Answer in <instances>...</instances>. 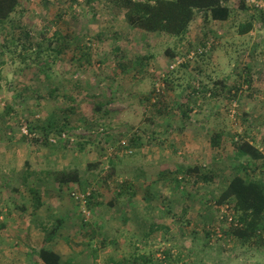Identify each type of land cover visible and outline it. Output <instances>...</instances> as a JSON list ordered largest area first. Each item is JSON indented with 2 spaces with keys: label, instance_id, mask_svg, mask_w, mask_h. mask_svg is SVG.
<instances>
[{
  "label": "rangeland",
  "instance_id": "rangeland-1",
  "mask_svg": "<svg viewBox=\"0 0 264 264\" xmlns=\"http://www.w3.org/2000/svg\"><path fill=\"white\" fill-rule=\"evenodd\" d=\"M228 4L235 9L232 17L204 21L198 13L184 38L177 39L160 32L142 36L107 0H21L0 28V199L7 201L0 207V264H41L33 252L44 233L39 221L18 222L13 212L20 203L14 199L20 184L16 171L27 170L25 160L35 173L29 182L39 195L46 192L42 196L48 203L51 198L64 207L76 204L68 188L59 187L55 194L51 180L42 188L35 178L38 171L77 166L82 181L71 189L101 192L86 220L78 204L69 207L74 218L60 230L71 240L76 258L64 264H112L121 257L124 264H137L129 258L133 254L155 264L154 257H161L166 246L182 251L177 264H264V237L254 244L230 241L231 224L224 220L229 212L213 201L230 174L246 175L232 156L229 137L244 135L264 154V11L247 4L241 9L239 0ZM247 21L251 30L240 34L238 24ZM37 43L62 49L53 61L52 51L51 57L41 55L48 57L50 77L25 67L30 61L31 67L37 64ZM144 56L139 67L136 61ZM180 58L183 62L171 67ZM119 64L129 67L122 72ZM222 78L229 92L220 84L214 91ZM49 89L57 95L53 99ZM153 90L165 95L167 108L145 98ZM7 94L17 103L11 106L13 121V113L6 111V104H12ZM69 107L70 135L56 145L26 142L22 120L41 125L50 114ZM211 132L222 135L225 150L210 145ZM135 135L141 141L133 154L124 156L118 141ZM104 153L112 163L87 167L99 163ZM187 166L211 171L215 178L193 182L184 172ZM246 171L253 176L260 172L252 166ZM122 182L130 187L120 194L116 189ZM150 187L155 195L149 194ZM23 192L21 200L31 204L33 195L27 188ZM52 220L42 222L50 227ZM146 221L167 229L147 236ZM207 231L213 237L208 246ZM26 232L34 241L18 240ZM99 238L105 246L94 251Z\"/></svg>",
  "mask_w": 264,
  "mask_h": 264
},
{
  "label": "trees",
  "instance_id": "trees-1",
  "mask_svg": "<svg viewBox=\"0 0 264 264\" xmlns=\"http://www.w3.org/2000/svg\"><path fill=\"white\" fill-rule=\"evenodd\" d=\"M111 6L121 11L125 22L135 28L136 30L142 33V36L151 35L154 33H166L167 35H172L177 37V39H182L188 32V28L191 22L194 20L195 16L198 13H201L204 21H225L232 17L233 13H235V9L228 4L229 0H107ZM86 2H91V0H86ZM21 4V0H0V28L4 21H6L9 16L16 10V8ZM239 8L246 9L245 0H239L238 4ZM197 12V13H196ZM252 28V22L247 21L244 23L238 24V32L240 34L247 33ZM2 30V28H1ZM23 34L28 35V30H22ZM60 48L61 45H60ZM115 50L120 49V47L115 46ZM62 49L56 47H50L49 45L42 46L41 43L36 44L35 49V60L37 62L34 67H31L30 64H34L31 61L25 63V67L29 66V69H36L35 72L43 73L46 77H50V75L45 69L50 68L49 60H47V56L41 58L43 53L48 52L50 56V51H52L55 55L51 61L55 59L56 55L61 53ZM171 56L174 55L173 52L167 51ZM51 57V56H50ZM139 58H142L143 61L146 58L138 57V61L136 64L141 67L143 65V61L139 62ZM26 59H23L22 62H25ZM140 63V64H138ZM122 72L126 71L129 66L126 64H119ZM133 66V65H132ZM49 72V71H48ZM226 78L219 79L215 83H217L214 87V91L217 89L218 84H220L221 90H227L226 87ZM4 85H8L6 78H4ZM2 86L0 85V88ZM213 92V91H212ZM229 92V89L227 90ZM215 93V92H214ZM8 95V94H7ZM57 95L53 94V89H49L48 98L53 99ZM151 96V97H150ZM154 100V104L163 105L164 107H168L166 103H164L163 99L165 97L164 94L160 92L152 91L148 96H145L146 99ZM8 100L12 102V104H6L7 113L11 111L13 113L11 116L12 121L16 119V112L13 107L16 106L17 103L14 101V97L11 95L7 96ZM37 100V99H36ZM11 109V110H10ZM160 112L159 109H157ZM73 111V107L64 108L59 112H55L49 115L45 123L41 125L31 123L27 119L22 120L20 124H23L26 129V137L25 140L29 144L30 142L36 146H40L42 144H58L59 141H62L64 137L69 134L70 125L68 121V115ZM165 111V110H164ZM70 127V126H69ZM31 133L33 135H31ZM40 135V136H38ZM33 136V137H32ZM137 137V139H135ZM3 137L0 135V143ZM55 141H52V140ZM210 145L212 147H220L223 151L225 150V143L222 141V135L218 132H211L210 135ZM252 140L253 138L250 137ZM229 143L232 146L233 150V158L236 161H239V164L242 169L245 170L246 175H242L240 173H236L234 175L230 174L227 182L221 188L218 196L214 199V203L219 209L220 207H225L226 211L229 213L224 214V220H227L230 216L232 218V224L230 230L228 231V236L230 241L237 242L240 245H245L247 243H256V241H263V230H264V154L258 148V146L253 142L246 138L244 135L242 136H231L229 137ZM137 141H141L139 135H135L130 138L128 144L124 148H121V154H125L124 156H128L133 154L134 149L133 146L138 143ZM224 143V144H223ZM83 145V143H81ZM127 149H132L131 152H128ZM105 154V153H104ZM101 154V158H102ZM99 159V163H87V167H97L102 165V162L105 163L104 160ZM112 158V157H111ZM106 163L111 162L112 159L108 157L106 159ZM242 161H246V165H242ZM24 164H27V170L25 171H16V176L21 180L22 186H28L31 195H33L32 206L34 210H37L40 206V195L37 188L33 187V183L29 182V177L32 174H35L33 171H29L30 163L28 160L24 161ZM105 163V164H106ZM112 163V162H111ZM113 164H110L112 167ZM252 166V171L255 169L260 172L255 175L253 172L250 174L246 171L247 167ZM113 169H110L112 172ZM44 175L48 177L49 180L54 182L55 184L61 186H67L69 183H80V172L77 166H73L71 168H61L54 169L52 172L50 169L43 171ZM185 174L193 176L195 181L198 182H208L210 179L215 178L214 173L211 171H199V169L195 166H187L184 168ZM249 174V175H248ZM37 176V173H36ZM3 177V176H1ZM50 177V178H49ZM130 185L127 182L120 183L118 191L120 194L123 191H127V188ZM19 187L14 188V191H18ZM89 191V196L86 204V209L91 213L94 204L97 202L98 196L101 195V192L97 189L88 188L84 189ZM150 194V192H149ZM2 199V197H1ZM0 199V207L3 208L1 203L5 202L3 199ZM9 199V198H8ZM7 199V200H8ZM112 200V199H111ZM106 201L107 204H112L113 201ZM73 201V200H72ZM7 202V201H6ZM4 205H7V203ZM76 203L75 201H73ZM105 202V201H104ZM77 204V203H76ZM18 206L24 209L23 205ZM215 207V208H216ZM51 209V208H50ZM228 209V210H227ZM2 210V209H1ZM153 210H157L156 207L152 208ZM81 213V208L79 207V211ZM82 215V214H81ZM39 220V227L44 232L45 239L43 240V246L39 249H33V252L37 254L40 263L43 264H60V256L54 251L50 250L45 245L56 236V232L62 227L63 221L61 219L53 218L51 226L47 227L42 222V219ZM83 220L84 219L83 217ZM82 225L85 224L86 221H82ZM147 222V221H146ZM148 224V232H145V235H154L160 229H164L166 231V227L159 224L154 225L147 222ZM49 226V225H48ZM206 236H210V232H205ZM101 240L99 245L94 244L93 250H99L100 248L105 246L104 238H99ZM68 245L71 244V240L68 239ZM213 237H209L207 239L206 246L213 244ZM182 251L176 252L172 246H166L164 251H162L161 257L155 258V264H177L181 262L183 259ZM125 257H121L118 260L111 261L112 264H124L122 261ZM131 259L137 264H147L146 258L142 256L130 255ZM138 260V262H137ZM141 260V262H139ZM70 263V262H69Z\"/></svg>",
  "mask_w": 264,
  "mask_h": 264
},
{
  "label": "crops",
  "instance_id": "crops-1",
  "mask_svg": "<svg viewBox=\"0 0 264 264\" xmlns=\"http://www.w3.org/2000/svg\"><path fill=\"white\" fill-rule=\"evenodd\" d=\"M25 163V162H24ZM44 173V172H43ZM41 173V171H38L36 178V181L41 185V187L43 188V185L46 184V182H49L50 180L48 179V177H41L40 175L43 174ZM81 179V178H80ZM19 181V189L18 191H16V197H14L15 200L19 199V201H17L14 205V209L13 212H15V220L16 221H21V222H25V220H31V219H42V220H48L50 218H56V219H61L63 221L62 223V227L64 225H67L68 223H72V220L74 218V214L72 211L69 210V207H75V205H73L72 203H68L67 205H65V207L62 205H60V202L58 201H53L50 198V203H48L46 200L47 198H44V196H42L44 193H46L43 189L40 191V206L38 207L37 210H34L33 206H32V202L27 203L25 202L26 199H22L21 200V195L24 196V188H28V186H22L23 184L21 183L20 179H17ZM82 180H80L81 182ZM54 183V182H53ZM80 183L75 182V183H69L67 186H61L62 189L64 190L65 188H68L70 191L72 190V186H79ZM36 186V183H35ZM41 187H39V189H41ZM59 188V185L54 183V186L52 188L53 193H55ZM152 190L149 191L151 195H155L156 192L153 190V187H150ZM148 190V189H147ZM52 193V194H53ZM57 194V193H55ZM57 197V196H56ZM8 198V197H7ZM24 198V197H23ZM24 200V201H23ZM19 205H23L24 209L20 208ZM67 206V207H66ZM78 208L79 206L76 205ZM51 208V209H50ZM39 221V220H38ZM45 224V223H44ZM24 234V233H23ZM63 233L61 232V230L59 229L56 232V236L53 237V239H51L45 246L48 247L50 250L54 251L55 253H57L60 256V264H64V263H69V262H73L74 258H76V255H74V253L72 252L75 247L68 245V237H63ZM153 237V235H151ZM19 241L21 240H26L31 241L34 239L31 238V236L28 233L27 236V232L26 235L24 234L23 236L18 237ZM40 240H39V246L38 248L35 247L36 250H39L42 246H43V240L45 239V235L44 233L42 235H40ZM42 242V243H41ZM71 252V253H70ZM72 257V258H71ZM43 264V263H41Z\"/></svg>",
  "mask_w": 264,
  "mask_h": 264
},
{
  "label": "built area",
  "instance_id": "built-area-1",
  "mask_svg": "<svg viewBox=\"0 0 264 264\" xmlns=\"http://www.w3.org/2000/svg\"><path fill=\"white\" fill-rule=\"evenodd\" d=\"M245 3L247 5H250L251 7L257 8L259 10L264 11V1H260V0H245ZM204 50V48L202 47V49H199V53H201ZM191 56V55H190ZM181 62H183V58L181 59H177L175 63L172 64L171 67H175L176 64H180ZM62 137H64V134H62ZM52 141H55L54 139ZM129 142V138L126 139H122L119 140L118 143H120V145L122 146V148L125 149V146L128 144ZM107 150H111V147H108ZM128 152H131L132 149H127ZM108 158V156L106 157V154H104L102 156L103 160H106ZM88 196H89V191H81L79 189L73 188L70 191V197L79 205V207L81 208V214L84 217V219H87V217L90 215L89 211L86 209V204H87V200H88ZM227 221L230 222V224H232L233 220L232 218L229 216ZM264 237V236H263Z\"/></svg>",
  "mask_w": 264,
  "mask_h": 264
}]
</instances>
